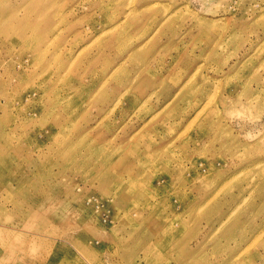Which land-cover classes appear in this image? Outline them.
I'll return each instance as SVG.
<instances>
[{"label":"rangeland","instance_id":"rangeland-1","mask_svg":"<svg viewBox=\"0 0 264 264\" xmlns=\"http://www.w3.org/2000/svg\"><path fill=\"white\" fill-rule=\"evenodd\" d=\"M0 264H264V0H0Z\"/></svg>","mask_w":264,"mask_h":264},{"label":"bare ground","instance_id":"bare-ground-1","mask_svg":"<svg viewBox=\"0 0 264 264\" xmlns=\"http://www.w3.org/2000/svg\"><path fill=\"white\" fill-rule=\"evenodd\" d=\"M115 184H119V183L118 182L117 183L115 182Z\"/></svg>","mask_w":264,"mask_h":264}]
</instances>
